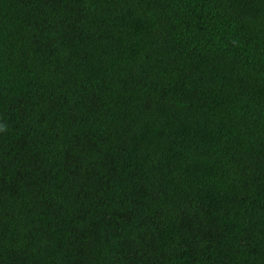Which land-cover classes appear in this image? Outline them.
<instances>
[{
	"label": "trees",
	"instance_id": "1",
	"mask_svg": "<svg viewBox=\"0 0 264 264\" xmlns=\"http://www.w3.org/2000/svg\"><path fill=\"white\" fill-rule=\"evenodd\" d=\"M0 264H264V0H0Z\"/></svg>",
	"mask_w": 264,
	"mask_h": 264
}]
</instances>
